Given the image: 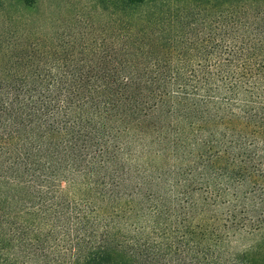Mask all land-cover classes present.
<instances>
[{
	"label": "trees",
	"instance_id": "trees-1",
	"mask_svg": "<svg viewBox=\"0 0 264 264\" xmlns=\"http://www.w3.org/2000/svg\"><path fill=\"white\" fill-rule=\"evenodd\" d=\"M149 1L112 0L122 11ZM204 42L215 60L190 73L173 57L171 74L145 72L113 45L84 74L0 79V264H167L169 244L150 249L142 234H160L181 193L217 202L225 184L250 186L248 206L261 204L264 29ZM191 254L189 264L214 256L199 242Z\"/></svg>",
	"mask_w": 264,
	"mask_h": 264
},
{
	"label": "rangeland",
	"instance_id": "rangeland-1",
	"mask_svg": "<svg viewBox=\"0 0 264 264\" xmlns=\"http://www.w3.org/2000/svg\"><path fill=\"white\" fill-rule=\"evenodd\" d=\"M175 28L180 42L170 47ZM259 29H264V0H152L125 11L112 0H0V79L81 73L82 67L108 61L113 45L148 65L145 72L171 74L173 57L178 65H191L177 73H190L195 64L208 66L215 60L206 56L204 33L211 39L239 41ZM223 189L217 202L212 200L218 193L208 190L201 189L194 198L181 193L175 212L157 225L160 234H142L146 247L152 249L153 239L169 244L172 257L167 264H189L196 242L214 254L207 256L208 264H264L263 191L261 204L253 207L248 200L258 192L250 186L225 184ZM230 212L236 220L232 226L224 222ZM210 224L224 226L213 234H197Z\"/></svg>",
	"mask_w": 264,
	"mask_h": 264
}]
</instances>
